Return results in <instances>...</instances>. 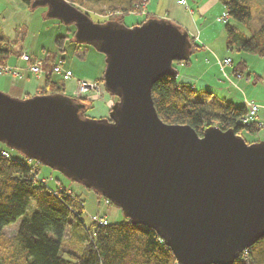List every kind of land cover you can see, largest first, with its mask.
I'll list each match as a JSON object with an SVG mask.
<instances>
[{"label": "water", "instance_id": "95a60500", "mask_svg": "<svg viewBox=\"0 0 264 264\" xmlns=\"http://www.w3.org/2000/svg\"><path fill=\"white\" fill-rule=\"evenodd\" d=\"M37 6L74 23L75 39L104 53V87L118 99L96 118L68 95L0 90V141L153 228L179 264H231L263 237L264 140L215 125L199 134L165 122L155 108L152 86L178 74L189 32L160 17L132 26L95 21L68 0H33Z\"/></svg>", "mask_w": 264, "mask_h": 264}, {"label": "trees", "instance_id": "16d2710c", "mask_svg": "<svg viewBox=\"0 0 264 264\" xmlns=\"http://www.w3.org/2000/svg\"><path fill=\"white\" fill-rule=\"evenodd\" d=\"M22 1L32 9L36 8L32 7L33 0ZM68 1L79 8V5L87 3L97 5L105 11L103 13L110 12L105 20L108 21L114 20L117 14L136 11L141 0ZM220 2L229 13L225 29L230 46L235 44L239 50L264 55V22L249 36L242 33L239 35L237 28L229 22L230 19H250L254 9L252 0ZM147 18L149 15L138 23ZM117 20L121 21L120 18ZM74 32L75 30L73 35ZM189 38L192 44L190 54L179 63H188L191 59L196 42L194 37L189 35ZM2 39L0 36V63H4L8 53ZM66 39L67 35H58L55 38L61 51L65 50ZM74 40L79 44V41L75 38ZM45 59L44 68L47 72L39 93L67 95L64 93L66 80L53 71L57 61L56 52H47ZM244 65L245 60H241L233 71L243 72ZM99 81H103V75L99 77ZM70 97L82 105L84 113L93 107V103L87 98ZM152 98L162 120L189 124L199 134L206 127L215 125L224 130L233 129L246 139L244 131L255 133L260 129L257 120L242 121L246 113L245 103H236L219 96L211 89L181 81L174 74H165L153 84ZM18 152L20 156L11 154L10 147L0 141V264H179L173 250L153 228L133 223L128 217L124 221L107 224L97 220L86 224L82 217L83 199L66 187L53 189L48 186L38 177L37 160L30 159L19 150ZM95 192L100 195L97 190ZM32 200L35 207L27 212ZM20 216L22 219L16 234L13 237L3 234L4 226ZM67 233L74 248L65 247ZM231 264H264V236L242 251Z\"/></svg>", "mask_w": 264, "mask_h": 264}, {"label": "rangeland", "instance_id": "374dc122", "mask_svg": "<svg viewBox=\"0 0 264 264\" xmlns=\"http://www.w3.org/2000/svg\"><path fill=\"white\" fill-rule=\"evenodd\" d=\"M13 1V0H12ZM11 0H0V21L6 20L7 16H5L6 6L11 8L13 6V2ZM21 1V0H20ZM140 2V1H139ZM254 9L252 13V17L246 21H236L230 19L229 22L233 24L237 28V33L240 35L245 34L249 36L252 32L257 30L260 25L264 22V0H252ZM154 0H149L148 8L145 7V10L151 13H155L154 15H158L160 18L172 20L167 12H165L164 8H160L159 10L153 6ZM15 6V5H14ZM83 11L89 13L95 21H105L109 17V13H103L99 9L97 5L94 4H84L79 5ZM155 9V11L153 10ZM212 9V8H211ZM225 10V9H224ZM222 8L217 9L216 6L214 10H212L209 14L206 15V18H202L200 24L204 23L207 25L210 22L216 20L217 25L221 28V31H218V27L215 25H211L208 30H205L208 33L210 39L214 38V46L218 52H229L233 59L232 64H228L227 71L230 73L231 79L233 82H222L219 79L221 77L220 71L213 67L207 74V78H212L213 85H216L215 91L219 96L227 97L229 99H234L236 102L241 101H264V55L259 53L248 52L244 50H239L234 46V48H222V42L224 40L223 37L227 32L225 31V22L219 18V16L224 11ZM27 12L32 13V17L29 22L22 24L16 28H7L6 33H13V37L16 39L12 42L14 48L23 47L24 49L35 53L40 57H45L47 52H56L57 61H62L65 67L70 68L73 71L74 76L68 80H66V88L64 93L69 96H76L77 89V80H90L97 81L100 85H104L103 81H99V77H101L104 73L105 69V55L104 53L98 51L94 46L85 42H79V44L74 40L75 36L73 35V31L75 30L74 23L67 24L62 20L54 17L47 16V7L46 6H37L36 8H28ZM5 16V18H4ZM145 14H142L140 11L138 12H128L124 14H117L114 20L120 18V20L128 26H132L135 23L141 21ZM197 17V15H196ZM206 20V21H205ZM215 22V21H214ZM224 32V33H223ZM58 35H67V39L64 43V51H61L59 46L57 45L55 38ZM197 52H209L205 50H194V53L191 55V60L194 62V66H182L179 62H174V65L177 69H179L178 78L180 79L182 74L185 72H189L192 75H199L201 73L202 65L201 62H204L205 54L201 53L196 54ZM207 58L209 55L207 54ZM245 60V65L243 66V72H239L240 75L233 71L234 67L238 65L241 59ZM211 60V58H210ZM57 74V73H56ZM60 75V74H57ZM45 75H41L40 78L36 80L41 83L44 80ZM57 77V76H55ZM36 78V77H35ZM205 79V78H204ZM203 84V81H200ZM18 84V82L14 81L11 73H0V90L6 92L12 96L19 97L16 94L15 88L12 86ZM101 85V86H102ZM95 91H92L94 93ZM97 92V91H96ZM86 98V96H82ZM118 99L117 96H113L109 94L105 87H101V92L98 93V96L95 97L93 94L91 102L93 103V107L90 108L87 113L96 118H100L102 116H107L111 109V106ZM248 99V100H247ZM246 139L250 142L262 140L258 133H247L243 132ZM10 152L13 155L20 156L21 154L18 150L10 147ZM36 165H38V177L44 180L48 186L53 189H57L59 187H66L67 189L72 190L74 193L78 194L84 201V213H83V221L86 224H90L92 220H97L100 218H104L108 222H118L124 221L126 219V215L123 213L122 209L109 201L103 195H99L95 192V190L88 188L82 183H79L56 168L45 165L39 161H36ZM35 207V202L32 200L28 206V211ZM22 219V216L18 217L14 222L4 226L3 234L8 237H13L18 229L19 223ZM102 223V222H100ZM102 223V224H107ZM52 234V232H49ZM66 243L65 247H71L72 244L69 241V233L65 234ZM75 247L74 245L72 246Z\"/></svg>", "mask_w": 264, "mask_h": 264}, {"label": "crops", "instance_id": "0c3cea01", "mask_svg": "<svg viewBox=\"0 0 264 264\" xmlns=\"http://www.w3.org/2000/svg\"><path fill=\"white\" fill-rule=\"evenodd\" d=\"M12 2L15 6L13 5L11 6V8H8L6 6V9L3 11V12L6 11L5 16H7V19L0 21V36L3 38L2 44L4 47L8 49V53L6 54V57L3 60V62L5 64H8L13 67H17L22 70V74H23L22 77H15L14 75L11 74L12 77L14 78V81L18 82V84L13 85L12 87L15 88L17 96L26 97V96H31V95L39 93L40 91L39 88L44 85L45 76H44L43 82L39 83L36 79L40 78V76L36 77L29 70L26 69L27 64L25 61H23L20 58V52L26 51L32 54L33 56H35L36 54L24 49L23 47H20L19 49L14 48L13 47L14 42L12 41H14L17 36L13 37L12 36L13 33L12 34L6 33L7 28H16L22 24H25L26 22H29L30 18L32 17V13H33V12L29 13L26 11V9L30 7L24 1L13 0ZM148 4H149V1L146 3L145 7L148 8ZM153 6L158 10L160 8H164L165 12H167V14L173 18L172 19L173 21L180 24L184 29H186L189 32L190 36L194 37V41L196 42V46L194 50L201 49V50L209 51V52H197L196 53L199 55L201 53H206L205 58H204L205 61L200 63L202 65V68H201L202 70H201V73H199V75L195 76V75L190 74L189 72H185L182 74L183 76H181L180 79L178 78L179 80L192 82L197 87L208 88V89L213 90L216 93L215 89L221 88V87H216V85H213V82L217 83V81H212L213 80L212 78L206 77V74L213 67H215L221 73V77L219 76L220 81L227 82V83L233 82L231 79L230 73L227 71V67L229 65L228 66L226 65L224 69H221V66L219 63L221 59L225 57H231V55L227 51L218 52L216 50V47H212L211 45L214 46L215 43L211 41L215 40L214 39L215 37L210 39L208 33L205 32V30H208V28L211 25H215L216 27H218V31H221V28H219V26L217 25L216 20H214L215 22L212 21L207 25L205 24V22L200 24V21L202 20V18H206V15L209 14L212 10H214L215 6L217 9L219 8H222V10L225 9L222 3L220 2V0H186L185 4L178 3L177 0H154ZM153 10L155 11V9ZM141 13L145 15H149V17H159L160 16L159 13H157L158 15H154L155 13L148 12V10L147 11L145 10V12H141ZM135 24H138V22ZM224 35L225 36H221L224 38L222 42V48L223 47L234 48L235 44L230 46V44L228 43V40H229L228 34L224 33ZM194 50L192 53H194ZM207 54L209 55V58H207ZM241 60H244V59L242 58ZM232 63H233V59H232ZM180 65L191 67V66H194V62L193 60L190 59L188 63L181 62ZM179 72L180 71L178 69L177 77L179 75ZM200 81H203V84ZM231 100L236 102L234 99H231ZM251 100L258 103L260 106L257 117L255 119L260 124V129L255 133L256 134L258 133L260 138L264 140V101H258V100H253V99ZM245 102L246 101L243 100L239 102V104L240 103L242 104Z\"/></svg>", "mask_w": 264, "mask_h": 264}, {"label": "built area", "instance_id": "2783aa9c", "mask_svg": "<svg viewBox=\"0 0 264 264\" xmlns=\"http://www.w3.org/2000/svg\"><path fill=\"white\" fill-rule=\"evenodd\" d=\"M149 0H141L137 6L138 9L134 12H145V6L146 3ZM178 3H182L185 4L186 0H177ZM220 19H222L223 21H227L229 19V13L228 11L225 9L222 14L219 16ZM20 58L26 62V69L29 70L32 74H34L36 77L41 76L42 74H45L47 71L44 68V63H45V57H40V56H33L32 54L26 52V51H21L20 52ZM220 66L221 69H224V67L228 64L232 63V59L231 57H225L223 59L220 60ZM53 71L57 74L62 75V77L65 80H68L70 78H72L74 76L73 71L67 67H65L62 62H55L54 63V67H53ZM0 73H11L12 75H14L15 77H22V70L17 68V67H13L10 66L8 64L5 63H0ZM238 75H240V73H237ZM102 85V84H101ZM99 82L97 81H90V80H81L78 79L77 80V89H76V96L78 97H82V96H86L87 99H92L93 94L95 95V97L98 96V93L101 92V87L103 88L104 85L101 86ZM92 91H95L94 93H92ZM97 91V92H96ZM246 113L245 115L242 117V121L243 122H249L251 120H255L258 114V110H259V104L254 102V101H246ZM4 154H7V152L3 151ZM99 222L102 223H107V220L104 218H100L98 219Z\"/></svg>", "mask_w": 264, "mask_h": 264}]
</instances>
